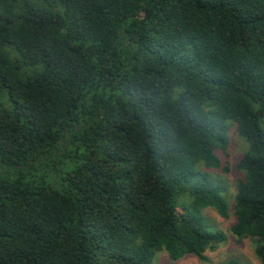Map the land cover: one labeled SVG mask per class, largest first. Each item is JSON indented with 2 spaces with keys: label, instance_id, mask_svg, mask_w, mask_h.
Segmentation results:
<instances>
[{
  "label": "trees",
  "instance_id": "obj_1",
  "mask_svg": "<svg viewBox=\"0 0 264 264\" xmlns=\"http://www.w3.org/2000/svg\"><path fill=\"white\" fill-rule=\"evenodd\" d=\"M263 122L264 0H0V264L206 262L234 128L264 264Z\"/></svg>",
  "mask_w": 264,
  "mask_h": 264
},
{
  "label": "rangeland",
  "instance_id": "obj_2",
  "mask_svg": "<svg viewBox=\"0 0 264 264\" xmlns=\"http://www.w3.org/2000/svg\"><path fill=\"white\" fill-rule=\"evenodd\" d=\"M264 130V122L262 124ZM231 143L226 153L221 150L218 155L222 161L221 170H211L215 180L219 185L224 187V198L230 205V217L222 218L214 209L206 208L199 213L200 223L210 231H222L226 235V240L218 244L215 250L206 252L207 261L202 262L194 256H184L177 261L171 260L168 253L163 250L155 254L151 264H221L234 262L236 264H262L255 254V244L253 241L245 240L242 243L237 242L230 230L235 223L234 215V198L236 193V183L242 174L237 170L236 164L242 155L248 151V143L237 134L236 129L230 133ZM228 168V171H224ZM194 198L190 195L182 196L178 199L179 209L184 213L194 210Z\"/></svg>",
  "mask_w": 264,
  "mask_h": 264
}]
</instances>
